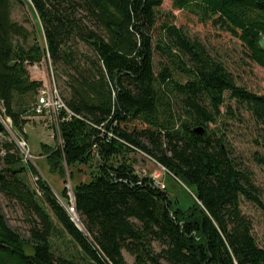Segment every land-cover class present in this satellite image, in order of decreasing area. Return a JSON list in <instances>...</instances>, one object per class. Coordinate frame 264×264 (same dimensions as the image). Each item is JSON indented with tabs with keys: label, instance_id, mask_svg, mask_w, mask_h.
<instances>
[{
	"label": "trees",
	"instance_id": "obj_1",
	"mask_svg": "<svg viewBox=\"0 0 264 264\" xmlns=\"http://www.w3.org/2000/svg\"><path fill=\"white\" fill-rule=\"evenodd\" d=\"M163 1L0 0V115L19 135L43 86L27 69L47 59L69 113L57 116L61 144H41V155L61 178L78 166L92 169L89 181L71 189L84 234L15 143H0V193L21 207L31 247L27 254L0 209V264H127L123 251L133 264H264V247L239 205L243 197L264 216V202L208 127L228 92L264 128V96L237 86L173 19L158 22ZM166 1L229 33L264 70V0ZM16 3L30 13V31L11 19ZM154 52L165 62L157 75ZM196 126L202 135L192 133ZM137 152L193 189L185 208L135 173L130 156ZM66 192L60 198L69 206Z\"/></svg>",
	"mask_w": 264,
	"mask_h": 264
},
{
	"label": "rangeland",
	"instance_id": "obj_2",
	"mask_svg": "<svg viewBox=\"0 0 264 264\" xmlns=\"http://www.w3.org/2000/svg\"><path fill=\"white\" fill-rule=\"evenodd\" d=\"M158 22L164 19H173L174 24L180 28L183 33L191 40L197 41L210 54V56L221 62L226 71L232 77L234 83L247 90L248 92L264 96V70L248 57V52L240 41L232 37L229 33L221 30L219 27L212 25L210 22L200 23L197 18L186 11H177L172 8V3L164 0L158 10ZM11 19L27 30H31L33 20L27 8L16 3L12 6ZM165 62L159 55L153 53V68L157 75ZM30 78L41 81L45 87L48 82L54 81L59 90L50 67L49 61L43 59L41 63L28 67ZM173 78L180 83H185L187 77L179 72L172 71ZM59 92V91H58ZM37 98V97H36ZM225 103L220 108L221 115L215 124H209L208 127L217 137H222L225 141V147L230 153V157L235 164L246 171H249L253 184L259 191V197L264 202V128L257 124L252 115L243 107L229 99V93H224ZM174 112L176 115L181 113L180 104L174 103ZM7 130L0 133V143L13 142V137L20 141L22 138L28 148L29 157L21 152L24 162L32 165L44 182L49 186L56 202L65 208L60 195L66 190L69 202L72 196L71 189L80 182H87L90 179L92 169L90 167L78 166L73 170H67L65 178H61L57 174L50 172V167L44 155H41V144L50 147H57L61 144L56 133V121L49 115L38 118H27L26 124L23 125L22 131L15 133L12 129L11 120L6 116L0 115ZM202 127V126H196ZM2 152H0V167ZM130 159L133 161V169L135 173L143 178H151L155 174H159V181L165 186L169 197L177 199L179 206L185 208L189 202V196L192 195V188H187L180 181L174 180L166 171H164L156 162L148 158L142 152L131 154ZM70 171L74 173V180L70 181L68 174ZM28 183L31 188H36V178L28 175ZM65 205V206H64ZM240 210L252 222V234L260 248L264 247V216L262 212L251 202L240 197ZM46 206V205H45ZM47 207V206H46ZM0 209L5 217L7 225L17 232L25 242V251L31 254L29 244V223L21 210V207L15 202L7 201L0 193ZM66 211V210H65ZM49 214L55 219L48 208ZM67 213V211H66ZM68 214V213H67ZM69 216V215H68ZM60 244V240H55ZM156 252L160 251L157 244H153ZM127 264H133V258L125 251L122 252Z\"/></svg>",
	"mask_w": 264,
	"mask_h": 264
},
{
	"label": "built area",
	"instance_id": "obj_3",
	"mask_svg": "<svg viewBox=\"0 0 264 264\" xmlns=\"http://www.w3.org/2000/svg\"><path fill=\"white\" fill-rule=\"evenodd\" d=\"M61 110H65L69 113L64 102L60 98L59 92L54 84V81L52 80V82H48V84H46L44 88H41L39 90L36 101L31 110L33 113L32 117H41L44 115H49L50 117H53L55 121H57V116ZM9 124H11L10 121ZM20 143L24 150L28 152V146L22 138H20ZM27 157H29V154ZM161 168L165 171L163 167ZM158 179L159 174L153 175L151 177L152 184L154 185V187L159 188L160 190H164L165 186Z\"/></svg>",
	"mask_w": 264,
	"mask_h": 264
},
{
	"label": "water",
	"instance_id": "obj_4",
	"mask_svg": "<svg viewBox=\"0 0 264 264\" xmlns=\"http://www.w3.org/2000/svg\"><path fill=\"white\" fill-rule=\"evenodd\" d=\"M258 46L260 48V50L264 53V36H262L259 40H258ZM7 130V127L5 125V123L3 121L0 120V133ZM204 128L203 127H195L192 129V133L196 134V135H202L204 133ZM13 140H14V143L19 146V148L21 149V152L23 154H25V156H28V152H26L24 150V148L21 146V143L13 137ZM54 196H56L54 194ZM72 199H73V203H72V207H71V211H75L74 209V196L72 194ZM70 220L73 222V220L70 218ZM75 227L82 233L86 234L85 230H84V227L82 226V224L80 223V226H77L75 223H74Z\"/></svg>",
	"mask_w": 264,
	"mask_h": 264
},
{
	"label": "bare ground",
	"instance_id": "obj_5",
	"mask_svg": "<svg viewBox=\"0 0 264 264\" xmlns=\"http://www.w3.org/2000/svg\"><path fill=\"white\" fill-rule=\"evenodd\" d=\"M20 142V141H19ZM3 154V153H2ZM25 157H27V156H25ZM70 201H71V203H70V205L68 206H65V210L67 211V213H68V215H69V217L73 220V222L77 225V226H80V222H79V219H78V216H77V214H76V212L75 211H71V207H72V203H73V199H72V196L70 197ZM64 204V203H63Z\"/></svg>",
	"mask_w": 264,
	"mask_h": 264
},
{
	"label": "crops",
	"instance_id": "obj_6",
	"mask_svg": "<svg viewBox=\"0 0 264 264\" xmlns=\"http://www.w3.org/2000/svg\"><path fill=\"white\" fill-rule=\"evenodd\" d=\"M33 118H38V117H33ZM123 257H124V255H123Z\"/></svg>",
	"mask_w": 264,
	"mask_h": 264
}]
</instances>
